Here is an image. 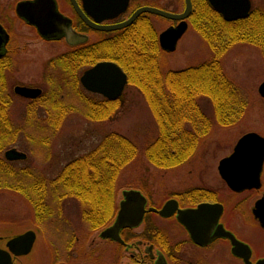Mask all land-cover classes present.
Returning <instances> with one entry per match:
<instances>
[{
  "label": "flooded vegetation",
  "instance_id": "af4514ba",
  "mask_svg": "<svg viewBox=\"0 0 264 264\" xmlns=\"http://www.w3.org/2000/svg\"><path fill=\"white\" fill-rule=\"evenodd\" d=\"M26 1L32 0H0V24L5 27L9 35L0 56L7 89L4 104L7 111L6 117L9 119H11L12 104L16 98L26 102L25 120L31 122L38 121V105H41L42 102L48 104L53 99L54 104L63 108L64 111V115H54L53 118L58 116L64 120L68 115L67 105L75 109L77 102L90 105L92 101L103 100L100 94L97 98L92 96L93 92L81 82V76L88 67L82 68L77 65L67 68L65 71L59 67L55 60L61 55L71 53L72 56L73 53L76 54L75 49L83 46L88 48L93 42L113 37L117 33H121V30L136 23L142 16L144 19L151 20L155 28L153 21L156 16L169 21L168 26L179 23V20L143 12L126 27L110 30L97 29L88 24L87 20L102 25L119 24L129 19L134 11L142 6L177 11L173 7H169V3H160V0H127V2L126 0H75L83 11L86 18L84 19L77 11L73 0H56L59 10L72 20V28L79 35L88 37L83 42L70 44L65 37L44 38L36 25L21 17L17 8L20 3ZM191 1L193 10L194 1ZM249 2V14L244 18L253 17L247 19V23L263 25L264 0H249ZM209 3L211 2L209 1ZM49 4H51L50 0ZM124 4L125 10L120 11L119 9ZM213 8L215 9L214 6ZM36 9L37 11L33 15L37 22L39 16L49 12V8L42 7V4L38 5ZM44 10H46L45 13ZM258 15L259 18L256 17ZM18 21L32 29L37 35V39L39 36L45 42L63 41L67 46L63 50L56 51L45 62V71H43L41 79L46 83V86L41 82L38 83V69L35 70L33 76L24 78L15 76L22 73L21 68L19 70V58H32L22 56L21 54L27 50L20 49L15 41L19 36L16 37L11 26L17 24ZM187 21L190 24L189 18ZM157 31L160 34L161 31L158 29ZM239 44L248 46L249 50L258 53L264 61V49L257 40L248 37L235 46ZM34 59L38 60L37 53ZM263 82L264 80L260 82L258 92ZM18 85L40 88L41 94L35 97L20 95L15 90ZM51 87L52 92L49 93ZM259 94L262 97L260 111L263 125L259 130L251 129L247 132L255 131L264 137V96L260 92ZM47 118L49 120L51 114H47ZM235 144L223 157L230 156L234 152ZM223 157L217 163V173L221 181L220 188L204 177L203 168L197 175L199 180L197 183L180 189H171L163 200L155 199V201L148 191L145 192L140 188L146 198L142 220L135 226L121 228L119 238L118 236L115 238L103 236L102 232L115 222L121 203L125 199L123 195L122 197L116 196L111 217L102 221L99 226L97 223L100 221L86 220L83 217V203L70 197L64 198L61 203L62 209L53 218L57 224L54 228V236L52 235L51 241L49 244L47 243L51 247L50 264H76L79 261L85 262V264H264V157L259 180L254 181L258 186L247 187L240 191L233 189L221 176L219 162ZM66 200L75 202L77 210L67 211L64 204ZM169 201H171L169 212L164 215L161 211ZM138 202V199L130 201L133 207H138ZM189 209L197 210L195 218L200 226L198 225L196 231L201 233L196 236L180 219L179 210Z\"/></svg>",
  "mask_w": 264,
  "mask_h": 264
},
{
  "label": "trees",
  "instance_id": "16d2710c",
  "mask_svg": "<svg viewBox=\"0 0 264 264\" xmlns=\"http://www.w3.org/2000/svg\"><path fill=\"white\" fill-rule=\"evenodd\" d=\"M193 1L190 26L210 49L207 60L163 72L158 31L143 16L113 37L75 49L72 56L63 54L55 59L65 71L72 66L87 68L100 60H113L127 72L129 83L145 96L159 127L158 136L147 144L144 155L150 164L163 170L188 163L216 125L233 127L245 118L249 96L229 76L224 60L235 44L248 37L264 49V24H248L247 19L253 16L226 21L208 0ZM2 67L0 63V192L21 195L33 210L32 221L39 226L55 218L66 197L83 203V217L100 221L99 226L112 215L123 171L137 159L136 143L126 135L106 133L90 151L64 164L55 177L38 175L29 167L15 168L14 162L2 154L18 133L14 121L6 117L7 89ZM201 96L208 98L213 116L201 105ZM51 101L42 104L49 106L51 118L47 123L56 128L63 120L53 117L64 115V111ZM89 106L87 116L103 121L117 114L122 101L104 98Z\"/></svg>",
  "mask_w": 264,
  "mask_h": 264
},
{
  "label": "rangeland",
  "instance_id": "374dc122",
  "mask_svg": "<svg viewBox=\"0 0 264 264\" xmlns=\"http://www.w3.org/2000/svg\"><path fill=\"white\" fill-rule=\"evenodd\" d=\"M160 1L162 4L169 3V7H173L177 12L184 8L183 0ZM153 22L159 31L170 24L169 21L157 16ZM11 27H13L16 37L19 36L15 41L20 49L27 50L21 55L32 57L19 58L18 65L22 73L15 76L18 78L33 76L35 70L38 69V83L41 82L46 86V83L41 79L43 71H45V62L56 51L65 49L66 44L63 41L45 42L39 36L37 39L35 32L21 24L20 21ZM36 53L38 54L37 61L34 59ZM210 56L211 51L206 41L193 27H189L180 38L177 48L173 51H162L159 61L162 71L165 72L169 68L179 69L190 64H197L209 59ZM224 65L229 76L239 85L243 94L249 96L250 109L245 118L236 126L222 128L216 125L210 136L202 142L194 157L178 168L158 169L147 161L144 155L145 148L158 136L159 127L145 96L130 83L121 97L122 106L111 118L103 121L92 120L87 116L90 106L84 105L83 102H77V105L74 104L75 109L67 105L68 115L56 128L47 123L49 106L38 105V121L31 122L25 120L26 102L16 98L10 114L11 120L18 128V133L17 137L12 140V144L6 146L4 151L13 146L25 151L28 155L27 158L14 162L15 168L29 167L38 175L50 178L55 177L64 164L90 151L106 133L117 132L132 139L139 152L137 159L121 175L118 193L120 197H122L123 188L135 185L144 187V190L148 191L154 200H163L171 189H180L197 183L199 181L197 175L202 168L204 177L220 188L221 181L217 173L219 159L231 150L240 135L251 129L259 130L263 125L260 111L262 97L258 92V86L264 80V61L258 53L249 50L248 46L239 44L226 55ZM48 88L50 89L49 86ZM51 92L52 87L49 93ZM91 95L98 97L93 93ZM199 101L206 112L213 116L208 98L201 96ZM64 204L69 212L77 210V205L73 201L66 200ZM33 216L31 206L21 195L11 191L0 192V235L5 234L8 237L24 229L36 230L38 239L35 247L32 253L22 259V263L50 264L51 250L47 243L49 244L51 241L57 224L54 222L55 219L48 220L40 230L31 223ZM5 222H14L18 225L8 227L4 224ZM0 243L2 246L5 241L0 240ZM22 263L18 262L17 264ZM76 264H85V262L79 261Z\"/></svg>",
  "mask_w": 264,
  "mask_h": 264
},
{
  "label": "water",
  "instance_id": "95a60500",
  "mask_svg": "<svg viewBox=\"0 0 264 264\" xmlns=\"http://www.w3.org/2000/svg\"><path fill=\"white\" fill-rule=\"evenodd\" d=\"M32 0L19 4L18 14L25 18L29 23L38 27L40 34L47 39H57L65 37L70 44H77L87 40V36L78 34L72 28V20L65 16L58 8L56 0ZM185 10L181 13H173L158 7L142 6L138 8L131 17L122 23L113 25L96 24L87 20L88 24L97 29L110 30L121 27H126L134 21L141 13L151 12L163 17L180 20L177 25H172L163 30L159 35L161 47L166 51H173L176 49L179 39L188 28L186 18L192 12V1L185 0ZM212 5L220 11L226 20H235L246 17L249 14L250 2L249 0H209ZM77 11L84 17L82 9L76 4ZM127 2V0H126ZM125 2V4H126ZM42 4V7L47 6L49 12L46 15L38 17V22L34 18L36 7ZM124 6L119 9L125 10ZM46 10H44V13ZM9 35L6 33L4 27L0 24V56ZM129 78L122 67L111 60H103L94 64L92 67L86 69L81 76L82 84L90 91L103 94L109 99H117L123 93V90L128 83ZM16 92L24 96H39L41 89L29 88L27 86L18 85L15 88ZM259 92L264 96V82L259 87ZM27 157L24 151L17 148H9L5 151V158L8 161L22 160ZM264 157V137L255 131H250L243 134L235 144V150L230 156L223 157L219 162V172L227 183L235 190H243L247 187L258 186L254 181L259 180L260 171ZM258 182V181H257ZM125 199L121 203V207L117 214L115 222L103 232V236H111L115 238L118 236L121 228L125 226L137 225L144 214L145 195L139 189H125L123 190ZM138 199V207H133L131 200ZM169 201L162 209L165 215L169 212ZM197 210H179L180 219L185 225L192 230L195 236L199 231H196L200 223L195 218ZM33 224V223H32ZM6 226H16L18 224L8 223ZM35 225V224H34ZM37 226V225H35ZM38 227V226H37ZM39 228V227H38ZM40 229V228H39ZM41 230V229H40ZM0 235V240H4V245H0V264H17L22 263V259L26 258L32 253L38 239V233L32 228L17 231L12 235ZM1 244V243H0ZM27 263V261H25ZM23 264V263H22Z\"/></svg>",
  "mask_w": 264,
  "mask_h": 264
}]
</instances>
